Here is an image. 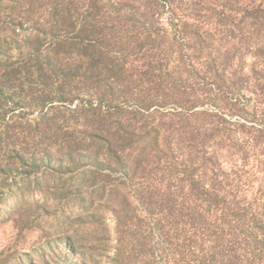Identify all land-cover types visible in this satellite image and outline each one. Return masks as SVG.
<instances>
[{
	"label": "trees",
	"instance_id": "obj_1",
	"mask_svg": "<svg viewBox=\"0 0 264 264\" xmlns=\"http://www.w3.org/2000/svg\"><path fill=\"white\" fill-rule=\"evenodd\" d=\"M263 166L264 0H0V221L64 264H264Z\"/></svg>",
	"mask_w": 264,
	"mask_h": 264
},
{
	"label": "rangeland",
	"instance_id": "obj_2",
	"mask_svg": "<svg viewBox=\"0 0 264 264\" xmlns=\"http://www.w3.org/2000/svg\"><path fill=\"white\" fill-rule=\"evenodd\" d=\"M158 14L156 15V17L159 16V25L169 31V33L172 32L171 10H169L168 8H161ZM178 39L180 40V38ZM184 54L187 55V52H184ZM234 57L236 63H238V59L240 57H243L241 68L244 73L251 74L254 63V56L252 55V53L244 51L241 55H234ZM195 86L196 88H198V90L192 96L197 97L201 101L195 108V110L208 109L209 111L217 112L220 115L224 116L226 119H231L232 121H246L245 119L240 117V115L231 116V113L228 110L229 105H227V103H231V99L234 97L233 94H228L224 91H221L216 94H213L215 93L213 92L211 96H207V93L205 90H203L204 87L202 85ZM190 89L191 87H189L187 90L190 91ZM245 92L246 94H248V90L245 89ZM227 96L230 100L226 98ZM247 100L248 99L246 97H244V99H240L239 104L241 108L244 104H246ZM214 101H216V104L214 103ZM256 126H258V124H256ZM255 170V173H244L252 180L250 183L251 193H253L252 191L254 189L257 190L258 184H264V166L262 167V169H259L260 171L257 168H255ZM75 209H77V207ZM49 220V217H46L42 221L41 228L36 227L31 229H20V227L14 224V222L11 220L0 221V264H44V262L45 264H64V261L61 257L63 245L61 242L57 241L59 238H57L58 236L55 235V228L49 227ZM106 221L111 229H113L115 223L111 215H108L106 217ZM47 230L50 233L53 232L55 234L47 236ZM73 261L75 260H70V262Z\"/></svg>",
	"mask_w": 264,
	"mask_h": 264
}]
</instances>
